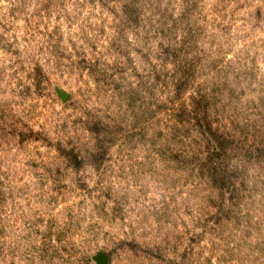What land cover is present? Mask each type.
<instances>
[{
	"label": "rangeland",
	"instance_id": "obj_1",
	"mask_svg": "<svg viewBox=\"0 0 264 264\" xmlns=\"http://www.w3.org/2000/svg\"><path fill=\"white\" fill-rule=\"evenodd\" d=\"M99 253L264 264V0H0V264Z\"/></svg>",
	"mask_w": 264,
	"mask_h": 264
},
{
	"label": "water",
	"instance_id": "obj_2",
	"mask_svg": "<svg viewBox=\"0 0 264 264\" xmlns=\"http://www.w3.org/2000/svg\"><path fill=\"white\" fill-rule=\"evenodd\" d=\"M59 95L62 97V99H66L67 97V93L64 92V91H58ZM96 259L100 262V263H103L105 264L107 262V258L105 256L104 253H99L97 256H96Z\"/></svg>",
	"mask_w": 264,
	"mask_h": 264
}]
</instances>
